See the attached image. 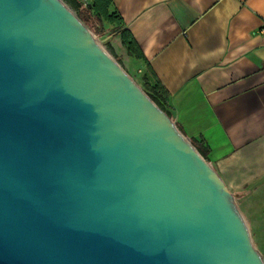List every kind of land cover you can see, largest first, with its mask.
I'll use <instances>...</instances> for the list:
<instances>
[{
  "label": "water",
  "instance_id": "obj_1",
  "mask_svg": "<svg viewBox=\"0 0 264 264\" xmlns=\"http://www.w3.org/2000/svg\"><path fill=\"white\" fill-rule=\"evenodd\" d=\"M0 264H264L212 165L64 0H0Z\"/></svg>",
  "mask_w": 264,
  "mask_h": 264
},
{
  "label": "crops",
  "instance_id": "obj_2",
  "mask_svg": "<svg viewBox=\"0 0 264 264\" xmlns=\"http://www.w3.org/2000/svg\"><path fill=\"white\" fill-rule=\"evenodd\" d=\"M109 9L167 94L171 120L264 231V0H111Z\"/></svg>",
  "mask_w": 264,
  "mask_h": 264
},
{
  "label": "trees",
  "instance_id": "obj_3",
  "mask_svg": "<svg viewBox=\"0 0 264 264\" xmlns=\"http://www.w3.org/2000/svg\"><path fill=\"white\" fill-rule=\"evenodd\" d=\"M65 3L81 15V7L84 5L87 14L92 17V19L99 22L107 23L113 26L111 34L121 37L122 45L124 46L127 54L135 59H142L144 61L141 51H139L138 45L135 40L130 36L128 31L124 28L121 16L117 15L116 12L111 11L110 4L111 0H64ZM85 2V3H83ZM80 14V15H79ZM141 79H143V90L147 93L153 101L160 107L165 113L171 117V112L167 107V94L163 91L160 85L153 79L151 68L149 65L144 63V67L141 73ZM192 144L199 150L201 155L205 157L204 149L198 145L194 140Z\"/></svg>",
  "mask_w": 264,
  "mask_h": 264
},
{
  "label": "rangeland",
  "instance_id": "obj_4",
  "mask_svg": "<svg viewBox=\"0 0 264 264\" xmlns=\"http://www.w3.org/2000/svg\"><path fill=\"white\" fill-rule=\"evenodd\" d=\"M69 7V6H68ZM83 5L81 7V15L78 16V13L73 10L71 7L70 10L74 12L75 15L78 16L80 21L89 29L90 32H92L102 43V46L104 47L107 52H109L113 58L119 63V65L123 66L124 69L129 73V75L132 77L133 80H136V82L143 87V79H141V73L143 67L139 65L135 60L132 61L130 59L127 52L123 49L121 43L119 44V40L117 37L111 34V31L113 30V26L110 24L101 23L97 20L92 19L90 17ZM249 220V219H248ZM250 231L252 232V237L254 240L255 245L259 249L262 257L264 258V231L262 230H255L254 224L247 221Z\"/></svg>",
  "mask_w": 264,
  "mask_h": 264
},
{
  "label": "built area",
  "instance_id": "obj_5",
  "mask_svg": "<svg viewBox=\"0 0 264 264\" xmlns=\"http://www.w3.org/2000/svg\"><path fill=\"white\" fill-rule=\"evenodd\" d=\"M83 3H85V2H83ZM261 31H264V26H263V27H261Z\"/></svg>",
  "mask_w": 264,
  "mask_h": 264
}]
</instances>
